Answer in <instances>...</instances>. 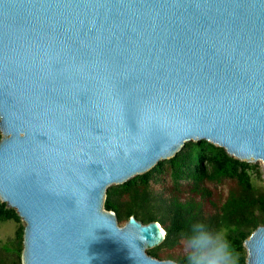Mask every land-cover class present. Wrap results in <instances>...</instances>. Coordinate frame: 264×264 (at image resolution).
I'll return each mask as SVG.
<instances>
[{
  "label": "water",
  "instance_id": "obj_1",
  "mask_svg": "<svg viewBox=\"0 0 264 264\" xmlns=\"http://www.w3.org/2000/svg\"><path fill=\"white\" fill-rule=\"evenodd\" d=\"M0 133L23 264H176L107 190L190 141L264 166V0H0Z\"/></svg>",
  "mask_w": 264,
  "mask_h": 264
},
{
  "label": "trees",
  "instance_id": "obj_2",
  "mask_svg": "<svg viewBox=\"0 0 264 264\" xmlns=\"http://www.w3.org/2000/svg\"><path fill=\"white\" fill-rule=\"evenodd\" d=\"M262 177L259 164L236 159L208 141H190L175 157L109 187L104 207L116 214L121 226L131 217L144 224L158 222L165 238L149 251L158 259L187 264L186 234L195 224H204L222 229L236 264H247L245 241L264 226ZM8 222L17 228L0 242V264H23L25 225L0 200V225Z\"/></svg>",
  "mask_w": 264,
  "mask_h": 264
},
{
  "label": "clouds",
  "instance_id": "obj_3",
  "mask_svg": "<svg viewBox=\"0 0 264 264\" xmlns=\"http://www.w3.org/2000/svg\"><path fill=\"white\" fill-rule=\"evenodd\" d=\"M187 264H236L230 243L223 230L195 224L186 234Z\"/></svg>",
  "mask_w": 264,
  "mask_h": 264
},
{
  "label": "rangeland",
  "instance_id": "obj_4",
  "mask_svg": "<svg viewBox=\"0 0 264 264\" xmlns=\"http://www.w3.org/2000/svg\"><path fill=\"white\" fill-rule=\"evenodd\" d=\"M255 163L259 164L263 170V177H262L263 182H261V185L264 187V166H263V163L261 161L255 162ZM23 224L25 225L24 222H23ZM16 228H17V225L14 222H8L6 224H1L0 225V242L5 241L9 237H12L15 233ZM152 248L153 247H149L146 249V251L149 252L150 249H152Z\"/></svg>",
  "mask_w": 264,
  "mask_h": 264
}]
</instances>
